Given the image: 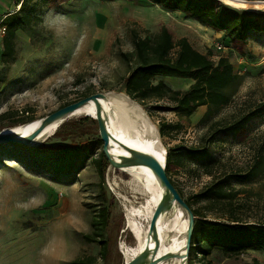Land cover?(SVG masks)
Listing matches in <instances>:
<instances>
[{
  "label": "rangeland",
  "instance_id": "1",
  "mask_svg": "<svg viewBox=\"0 0 264 264\" xmlns=\"http://www.w3.org/2000/svg\"><path fill=\"white\" fill-rule=\"evenodd\" d=\"M19 1L0 0V19L17 11ZM220 1L239 11L264 12L263 6L253 5L255 1H246V7ZM36 15L41 19L38 25L16 34L14 61L8 65L0 62V115L12 114L0 121V131L11 128L9 124L21 116V111H28L37 120L64 103L96 93L125 95L123 78L130 66L119 54L133 53V33L144 37L165 26L175 40L186 38L197 51H210L213 61L228 58L233 70L242 77L231 102L205 119V107L186 118L153 109L155 102L140 105L156 129L160 121L179 125V129L168 130L162 138L157 129L165 152L169 148L180 149V167L171 173L175 187L186 198L210 182V177L197 170L200 164L218 160L217 171H228L244 168L250 162L256 143L264 136V117L251 120L242 137L217 136L202 156L189 158L183 149L199 145L212 123L231 122L264 102L263 35L251 34L243 52L238 53L229 47L221 32L183 13L166 12L148 0H50L45 7H36ZM156 80L181 91L192 83L170 77ZM99 139L96 120L76 115L37 146L91 147L96 158L102 150ZM84 148L69 174H48L38 169L22 150L0 145V264H70L77 259H94V264L125 263L120 246L125 242L129 248L135 241L124 228L117 193L127 192L123 181L128 176L117 169L109 173L107 162L101 178ZM116 182L120 185L113 188ZM230 184L252 193L254 197L246 199L250 200L247 205L251 214L264 209L261 205L256 208V196L264 191V176L248 183ZM102 210L107 215L106 229L104 236L97 239L104 242H87L83 237L92 233V217ZM103 248L105 252L101 254ZM253 259L264 264V250L248 251L237 257H225L213 250L206 260L210 264H243ZM193 263L200 264L198 258Z\"/></svg>",
  "mask_w": 264,
  "mask_h": 264
},
{
  "label": "trees",
  "instance_id": "2",
  "mask_svg": "<svg viewBox=\"0 0 264 264\" xmlns=\"http://www.w3.org/2000/svg\"><path fill=\"white\" fill-rule=\"evenodd\" d=\"M20 0L17 11L6 14L2 24L6 28L0 50V62L10 64L15 59V37L18 32L30 29L41 22L36 15V7L46 6L50 0ZM53 1V0H51ZM166 12H180L186 17L196 20L199 24L213 31L221 32L228 39L229 47L238 53L243 52L251 34L264 36V12L236 10L220 0H148ZM264 1V0H245ZM133 53H120L121 60L130 68L123 78V92L131 100L141 106L147 102H155L153 109L161 112H172L180 117H190L201 107L206 108L202 119L212 111L227 106L242 82L226 57H219L215 62L211 59V52L203 54L197 51L186 38L175 40L171 32L161 26L157 33L144 37L133 33ZM170 77L191 80L189 87L184 90L173 89L163 80L156 78ZM75 102V101H73ZM71 102V103H73ZM70 103H64L62 108ZM145 110L148 111L145 107ZM21 116L13 119L10 127L19 126L35 121L28 111L20 112ZM17 115V114H16ZM12 116L5 112L0 115V121ZM15 116V113H13ZM264 117V102L257 104L240 117L231 122H214L207 133L200 139V144L183 149L189 158L202 156L207 146L219 135L230 134L236 138L246 133L247 124L256 118ZM62 127V126H61ZM159 136H167V131H176L178 124L158 122ZM99 142L101 140L99 139ZM25 152L31 162L48 174H69L80 157V150L84 146L72 145L56 148L24 147L18 144H5ZM91 163L103 178L107 161L102 150L94 158L91 147H85ZM180 150V149H179ZM177 149H168L165 158L167 177L175 187L171 173L180 165ZM220 161L212 160L200 164V175L210 177L197 193L184 198L175 187L179 195L186 201L195 217L191 236L189 260L193 263L198 258L200 264H210L206 259L213 250H218L225 257H237L248 251L264 250V209L251 214L247 205V198L254 196L250 191L236 188L230 184L248 183L264 176V136L254 147L250 162L244 168L228 171H217ZM258 208H264V191L257 194ZM196 206V207H195ZM90 222L92 233L84 235L87 242H98L97 238L104 236L107 215L100 211ZM98 240V241H97ZM105 248L101 254H104ZM70 264H94V259H77ZM259 264L253 259L249 263Z\"/></svg>",
  "mask_w": 264,
  "mask_h": 264
},
{
  "label": "bare ground",
  "instance_id": "3",
  "mask_svg": "<svg viewBox=\"0 0 264 264\" xmlns=\"http://www.w3.org/2000/svg\"><path fill=\"white\" fill-rule=\"evenodd\" d=\"M225 1L235 6L246 7V1L244 0ZM253 5L256 8L264 7V1H255ZM110 93H104L103 98L97 99L102 108V117L106 121L107 131L113 137V139H110V153L116 159L122 155H128V152L119 144L122 143L127 147L148 152L162 159L165 149L159 143L157 129L145 115L140 105L123 94ZM76 115L91 116L95 119V102L90 100L74 110L61 122L47 126L36 141L52 136L61 123ZM38 121L39 119L35 120L26 129H31ZM22 125L1 131L14 133L22 130L24 128ZM117 170L128 176V180L123 181L127 192H124V194L117 193L124 213V228L135 241L134 246L129 248L124 244L125 242L120 246L124 260L128 262L145 246L151 217L164 195V190L159 186L150 169L145 166H133ZM112 172H114V168L110 167L109 173ZM119 185L116 182L113 184V188H117ZM186 227L187 217L177 205H173L169 211L160 215L157 220V232L160 242L158 255L175 252H181L184 255ZM153 245L154 243L151 240L150 247H153ZM183 260L184 258L181 257L170 258L158 264H181Z\"/></svg>",
  "mask_w": 264,
  "mask_h": 264
},
{
  "label": "water",
  "instance_id": "4",
  "mask_svg": "<svg viewBox=\"0 0 264 264\" xmlns=\"http://www.w3.org/2000/svg\"><path fill=\"white\" fill-rule=\"evenodd\" d=\"M103 97V93H96L70 103L39 119L38 123L29 130L26 128L35 121L23 124L22 127L24 128L14 133H4L3 131H0V145L18 144L24 147H38L37 145L46 138L40 141H36V139L47 126L56 122H61L77 108L83 106L90 100L94 101L96 112L95 120L98 126L99 138L102 142V154L108 162V165L110 167H113L114 169H124L133 166H145L150 169L154 177L157 179L159 186L164 190V195L157 204L155 211L151 217L150 224L147 230L145 246L137 255H135L130 261L125 262L124 264H158L159 262L170 258L180 257L184 258L181 264H187V257L190 249L195 217L186 201L179 195V193L167 177L165 171L166 152L164 151L163 156L161 157L162 159H159L148 152L127 147L126 145L119 143L120 146L128 152V155H122L118 157V159H116L109 151L110 139H113V137L107 131L106 121L102 117L101 105L97 102V99ZM173 205H177L187 217V227L185 233V253L184 255H182L183 253L181 252L164 253L163 255H158L160 242L157 232V220L160 215L169 211ZM151 240L154 243L153 247H150Z\"/></svg>",
  "mask_w": 264,
  "mask_h": 264
},
{
  "label": "built area",
  "instance_id": "5",
  "mask_svg": "<svg viewBox=\"0 0 264 264\" xmlns=\"http://www.w3.org/2000/svg\"><path fill=\"white\" fill-rule=\"evenodd\" d=\"M19 8V7H18ZM13 13V12H12ZM9 14V13H8ZM6 16V14L0 19V50H1V47H2V40H3V37L5 36V33H6V28L5 26L2 24V21L4 19V17ZM221 46L219 45L218 46V49H220Z\"/></svg>",
  "mask_w": 264,
  "mask_h": 264
},
{
  "label": "crops",
  "instance_id": "6",
  "mask_svg": "<svg viewBox=\"0 0 264 264\" xmlns=\"http://www.w3.org/2000/svg\"><path fill=\"white\" fill-rule=\"evenodd\" d=\"M223 34V33H222Z\"/></svg>",
  "mask_w": 264,
  "mask_h": 264
}]
</instances>
